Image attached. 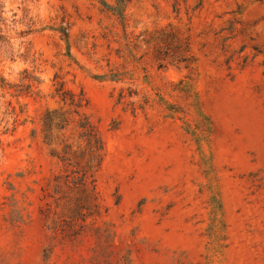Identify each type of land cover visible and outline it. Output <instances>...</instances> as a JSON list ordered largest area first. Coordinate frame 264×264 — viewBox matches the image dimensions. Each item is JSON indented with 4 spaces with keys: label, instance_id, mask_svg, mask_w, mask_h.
<instances>
[{
    "label": "rangeland",
    "instance_id": "1",
    "mask_svg": "<svg viewBox=\"0 0 264 264\" xmlns=\"http://www.w3.org/2000/svg\"><path fill=\"white\" fill-rule=\"evenodd\" d=\"M0 264H264V0H0Z\"/></svg>",
    "mask_w": 264,
    "mask_h": 264
},
{
    "label": "trees",
    "instance_id": "2",
    "mask_svg": "<svg viewBox=\"0 0 264 264\" xmlns=\"http://www.w3.org/2000/svg\"><path fill=\"white\" fill-rule=\"evenodd\" d=\"M108 7H109L110 10H112V11L118 13L120 16H122V11L120 10V8H114V7H111V6H108ZM56 91L60 95L62 100L70 101V103L75 104L77 106H81L82 105V101L85 99L83 91H81L80 95L77 96L72 91L67 90L65 88L64 83L62 81H58L57 82ZM47 121H49V122L52 121V118H51L49 113L46 115V122ZM97 141H98L100 147L102 148L103 145H102V141H101L100 137H97Z\"/></svg>",
    "mask_w": 264,
    "mask_h": 264
}]
</instances>
